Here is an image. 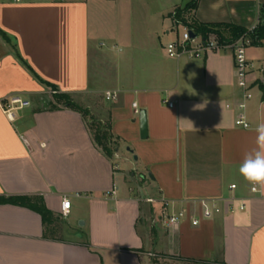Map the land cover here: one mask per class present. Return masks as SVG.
<instances>
[{
  "label": "crops",
  "instance_id": "crops-1",
  "mask_svg": "<svg viewBox=\"0 0 264 264\" xmlns=\"http://www.w3.org/2000/svg\"><path fill=\"white\" fill-rule=\"evenodd\" d=\"M190 1L113 0L120 23L104 29L89 0L0 3V28L11 41L0 36V100L20 95L32 103L14 120L0 107V264H160L155 256L264 264V191L253 193L239 172L264 123V42L247 48L256 67L245 77L230 48L169 57L166 46L177 38L170 14ZM262 6L199 0L193 16L248 28ZM16 52L78 106L99 99L114 157L95 141L90 120L57 103ZM107 90H118V99L107 101ZM134 102L147 111V139ZM125 147L138 167L119 162L129 164ZM20 197L44 204L49 220L28 204L3 201ZM145 198L176 200L177 208L187 200L236 201H221V212L197 226L191 218L167 226L160 204ZM200 215L192 206L191 217Z\"/></svg>",
  "mask_w": 264,
  "mask_h": 264
},
{
  "label": "built area",
  "instance_id": "built-area-1",
  "mask_svg": "<svg viewBox=\"0 0 264 264\" xmlns=\"http://www.w3.org/2000/svg\"><path fill=\"white\" fill-rule=\"evenodd\" d=\"M52 0H0V3H10V4H21V3H41L48 2ZM173 24L177 31V38L171 41L166 46V51L171 58H181L184 56L190 58H200L206 53L221 49L230 48L235 53V66L237 71L242 77H245L249 70L255 69V64L247 58V48L251 46H256L254 41H257L252 35L255 33L257 28L263 24L264 20L259 14L257 20L248 27V31L241 35L240 37L233 40L223 39L217 32H211L207 37L197 34L193 29L185 25L179 18L176 8L172 11L170 15ZM192 33L196 36L193 37ZM261 71L264 75V66L261 67ZM53 94L57 91H52ZM118 90H107L104 93V97L107 101H116L119 97ZM247 97H252L251 93L246 94ZM32 105L31 101L20 95H12L6 99L0 100V107L3 112L10 120L16 118V112ZM174 103L169 102V106L173 107ZM133 108L136 114H140V109L137 102L133 103ZM244 123V121L242 122ZM246 125V123H245ZM236 184L231 185V189H235ZM253 187L256 191H253ZM251 190L253 193L260 192L259 186L252 185ZM145 202L148 203H159L160 208V221L167 226H176L188 218H191L192 225L197 226L201 222V218H212L216 213L221 212V201H230L231 204L236 201L235 198L232 199H198V200H187L185 205L177 208V201L170 200L167 198H145ZM71 206L70 199L67 196L63 198V212L65 215L69 213ZM196 206L201 209L200 216L191 217V207ZM231 208H233L231 206ZM239 208L244 210L246 208V203L244 199L240 200Z\"/></svg>",
  "mask_w": 264,
  "mask_h": 264
},
{
  "label": "trees",
  "instance_id": "trees-1",
  "mask_svg": "<svg viewBox=\"0 0 264 264\" xmlns=\"http://www.w3.org/2000/svg\"><path fill=\"white\" fill-rule=\"evenodd\" d=\"M199 0H191L188 4H186L184 7H177V14L178 18L188 27L193 29L197 34L202 35L204 37H207L209 33L211 32H217L220 34V36L223 39L226 40H233L241 35L245 34L248 29L240 26H235L233 24H225V23H204L196 20L193 16L194 11L197 8ZM171 15V14H170ZM260 15L262 19L264 20V6L261 7L260 10ZM0 36L8 43H10V38L7 36L3 30L0 28ZM254 38L257 39V41H254V44L256 46H259L263 44L264 42V22L261 24L255 33L252 35ZM14 49L15 46H14ZM17 53V52H16ZM18 54V53H17ZM18 57L22 60L20 55L18 54ZM23 61V60H22ZM25 65L33 72V70L26 64L25 61H23ZM33 74L43 83H46L48 86H51L53 90H58L55 86H52L48 82H44L41 80L34 72ZM56 102L66 106V107H71L74 109H79L83 115L87 118L88 111L83 110L80 106H78L72 99L71 96L67 94H60L57 93L54 95ZM110 123H103L102 121L98 120H90L89 122V127L92 131L93 137L97 144L103 149L106 155L109 157H113L115 151H116V144L113 142V136L111 134V127ZM3 201L6 202H13V203H23V204H28L32 208L36 209L38 212H40L43 216V219L46 221L49 220V210L45 207L44 204H39L35 200L33 201L32 198L30 197H20V198H8L4 199ZM178 261V264H201L203 262L194 260V259H189V258H175Z\"/></svg>",
  "mask_w": 264,
  "mask_h": 264
},
{
  "label": "rangeland",
  "instance_id": "rangeland-1",
  "mask_svg": "<svg viewBox=\"0 0 264 264\" xmlns=\"http://www.w3.org/2000/svg\"><path fill=\"white\" fill-rule=\"evenodd\" d=\"M90 2V5H91V10H92V13H93V16H94V19H97V20H101L103 21L102 23V27H98V28H105L103 27L104 24L107 25V23H111V25H113V27L115 28V25L118 27L119 23H120V18H119V12H118V6L116 5V3L113 2V0H89ZM106 21V22H105ZM107 32V31H106ZM106 32H104V30H100V31H97V33H99V38L98 39H106L107 37L105 36L106 35ZM96 98H94L95 100ZM80 100V99H79ZM81 101V100H80ZM78 101L79 103H82L83 105H81V108H83V110H86L88 111V114H87V118L89 120H95V121H98L99 118L101 117H105V112H103V109L101 107H99L98 105V101L99 99L95 100L93 102V105H89L88 102H84V101ZM91 104V103H90ZM107 119H105L106 121ZM127 147V146H126ZM125 147V153L128 158H129V164L127 165H124L123 163H125L124 161H119V162H122V166H126L127 167H130L131 163L133 166L131 167H135L139 165V163H137L135 161V156H132L130 155L129 153H127V148ZM114 157V156H113ZM77 211L76 209V206L75 204L73 205V209H72V212L75 213ZM80 223V222H79ZM155 258H157L160 262V264H178V262L174 259H171V258H166V257H158V256H155Z\"/></svg>",
  "mask_w": 264,
  "mask_h": 264
},
{
  "label": "clouds",
  "instance_id": "clouds-1",
  "mask_svg": "<svg viewBox=\"0 0 264 264\" xmlns=\"http://www.w3.org/2000/svg\"><path fill=\"white\" fill-rule=\"evenodd\" d=\"M255 131L257 148L245 155L239 172L248 183L258 185L264 191V123L259 124ZM253 191H256L255 187Z\"/></svg>",
  "mask_w": 264,
  "mask_h": 264
},
{
  "label": "water",
  "instance_id": "water-1",
  "mask_svg": "<svg viewBox=\"0 0 264 264\" xmlns=\"http://www.w3.org/2000/svg\"><path fill=\"white\" fill-rule=\"evenodd\" d=\"M193 37L196 36L195 33H192ZM140 129H141V138L147 139L149 136V126H148V118H147V111L145 109H142L140 111ZM135 159H137V156H135Z\"/></svg>",
  "mask_w": 264,
  "mask_h": 264
}]
</instances>
